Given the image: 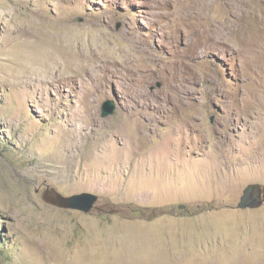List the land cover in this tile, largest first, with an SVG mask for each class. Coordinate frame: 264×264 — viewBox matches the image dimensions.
Instances as JSON below:
<instances>
[{"label": "rangeland", "instance_id": "rangeland-1", "mask_svg": "<svg viewBox=\"0 0 264 264\" xmlns=\"http://www.w3.org/2000/svg\"><path fill=\"white\" fill-rule=\"evenodd\" d=\"M253 183L264 0H0V264H264Z\"/></svg>", "mask_w": 264, "mask_h": 264}, {"label": "water", "instance_id": "water-1", "mask_svg": "<svg viewBox=\"0 0 264 264\" xmlns=\"http://www.w3.org/2000/svg\"><path fill=\"white\" fill-rule=\"evenodd\" d=\"M117 102L108 99L102 105V116L109 117L116 113ZM46 203L62 209L91 211L99 201V196L92 192L64 195L55 187H49L43 194ZM264 203V187L261 184H250L244 191L240 207L243 209L259 208Z\"/></svg>", "mask_w": 264, "mask_h": 264}, {"label": "bare ground", "instance_id": "bare-ground-1", "mask_svg": "<svg viewBox=\"0 0 264 264\" xmlns=\"http://www.w3.org/2000/svg\"><path fill=\"white\" fill-rule=\"evenodd\" d=\"M220 15V14H219ZM253 184H259V183H253Z\"/></svg>", "mask_w": 264, "mask_h": 264}]
</instances>
